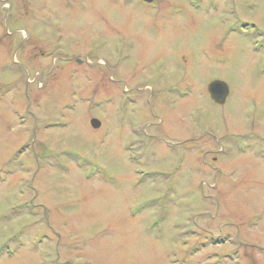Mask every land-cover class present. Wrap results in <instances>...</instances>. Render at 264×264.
Wrapping results in <instances>:
<instances>
[{
	"label": "rangeland",
	"instance_id": "rangeland-1",
	"mask_svg": "<svg viewBox=\"0 0 264 264\" xmlns=\"http://www.w3.org/2000/svg\"><path fill=\"white\" fill-rule=\"evenodd\" d=\"M9 5L0 264H264V0Z\"/></svg>",
	"mask_w": 264,
	"mask_h": 264
},
{
	"label": "water",
	"instance_id": "water-1",
	"mask_svg": "<svg viewBox=\"0 0 264 264\" xmlns=\"http://www.w3.org/2000/svg\"><path fill=\"white\" fill-rule=\"evenodd\" d=\"M143 1L150 3L153 0H143ZM207 89L211 100L217 104L224 103L229 93L228 86L222 81H212L211 83L208 84ZM90 123L93 128H97L100 125L99 121L96 119H91Z\"/></svg>",
	"mask_w": 264,
	"mask_h": 264
},
{
	"label": "flooded vegetation",
	"instance_id": "flooded-vegetation-1",
	"mask_svg": "<svg viewBox=\"0 0 264 264\" xmlns=\"http://www.w3.org/2000/svg\"><path fill=\"white\" fill-rule=\"evenodd\" d=\"M1 2H2V7H5V6H7V7H9L10 5H9V2L10 1H23V0H0ZM130 2L132 1V0H129ZM141 2H143L144 4H146V5H151V4H153L154 2H155V0H153L151 3H146V2H144V1H142V0H140ZM34 50H36V51H39V48H37V49H35L34 48ZM43 54H42V51L40 50L39 51V57L40 56H42ZM172 85H176V82H173V83H171Z\"/></svg>",
	"mask_w": 264,
	"mask_h": 264
}]
</instances>
